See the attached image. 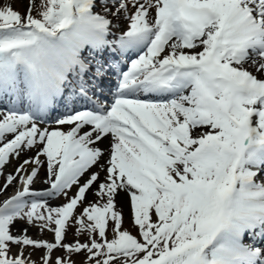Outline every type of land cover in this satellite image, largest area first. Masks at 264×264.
Segmentation results:
<instances>
[{"label":"snow or ice","instance_id":"obj_1","mask_svg":"<svg viewBox=\"0 0 264 264\" xmlns=\"http://www.w3.org/2000/svg\"><path fill=\"white\" fill-rule=\"evenodd\" d=\"M0 103V264H264V0H0Z\"/></svg>","mask_w":264,"mask_h":264},{"label":"rangeland","instance_id":"obj_2","mask_svg":"<svg viewBox=\"0 0 264 264\" xmlns=\"http://www.w3.org/2000/svg\"><path fill=\"white\" fill-rule=\"evenodd\" d=\"M7 2L10 3L11 6L15 10L19 11L22 15L27 14L29 0H7ZM37 4H39V0H37ZM33 14L34 15L36 14V10L35 9L33 11ZM10 164L11 163H9L3 169V173L7 172L8 170H14L15 167L14 168L10 167ZM3 176H0V182H2V181L5 182V180H2V178H1ZM57 201H61L63 203L66 202L64 197H60L59 199H57ZM17 222L21 223V224H24V225H27L26 221H17ZM124 226L125 227H130V218L125 221V225ZM31 229L34 230V233L30 234L29 236L31 238H33V239L46 240V241H49V242H52L54 240L53 233H51L50 231L44 230L43 232H41L40 229L37 228V227H31ZM110 231H111V229H110ZM133 231L136 232L135 229ZM74 233H75V228H70L69 231H68V234H67V239L65 241L66 243H74L75 242L77 237L74 235ZM110 235H112V232L108 234L109 239L112 238V237H110ZM78 239L81 241V243H83V242L87 241V236L86 235L85 236H81ZM15 251H16V247L14 246L13 247V252H15ZM29 252H32V257L31 258L34 261H36L38 263L41 262V257L43 256V250L33 251L31 248L25 249V255H27ZM62 254H63L62 252L54 253V255H62ZM85 258H86V253H81L80 255L73 256V260L76 261V264H84Z\"/></svg>","mask_w":264,"mask_h":264},{"label":"bare ground","instance_id":"obj_3","mask_svg":"<svg viewBox=\"0 0 264 264\" xmlns=\"http://www.w3.org/2000/svg\"><path fill=\"white\" fill-rule=\"evenodd\" d=\"M153 15H154V13H153ZM121 22H123L125 25H126V23H127V22L124 21V20H121ZM121 30H123V29H121ZM251 70H252V69H251ZM0 111H3V110H0ZM40 126H41L42 128H44V127H48L49 130H52V129L58 127V125H56L54 122H51L49 125H43V124L41 123ZM63 127H64V130H65V131L68 130L67 126H63ZM108 144H109V141H108V140H105V141H103L99 146L102 147V148H104V149H107ZM34 154H35V151L27 152V153L22 154L18 160H17V159L12 160V162H11V164H10V167H13V168L15 167V168H14V170H8V171L5 173L6 176H7L8 174H10V173H14L16 167H18V165H19L20 163H22V161H23L25 158H27L28 156H32V155H34ZM101 163H103V161H101ZM96 170H98V169H93V171H96ZM28 171L30 172V171H31V168H29ZM5 174H4V176L2 177V180H5ZM84 178L87 179V177H84ZM46 179H47V169H46V164H45V166H44L43 168H41V170H40V172H39V174H38V177H37V178L35 179V181H34L33 186L42 185ZM4 183H5V182H3V181L0 182V187H2ZM17 185H18V183H15V182H14L11 186H9V187L7 188V190H5V191H3L2 193H0V199H1V197H2L4 194H7V193H9L12 189H15V188L17 187ZM92 199H93L92 196H89V200H92ZM50 203H52L53 205H56V204H60V203H62V202L51 200ZM120 207L123 209L124 218H125V221H126L127 219H129L128 216H130V213H129V208H128V206H127V203L125 202V200H124L123 197L120 198ZM26 227L28 228V231H27V235H28V236H29L30 234L34 233V230H32L31 227H29V226H27V225H24V224H21V223H18V222L12 227L11 230H12L13 235H21V234H22V231H21V230H22L23 228H26ZM125 228H129V227H125ZM130 230H131V229H130ZM131 231H132V230H131ZM132 232H133V231H132ZM133 234L136 235L135 231L133 232Z\"/></svg>","mask_w":264,"mask_h":264}]
</instances>
